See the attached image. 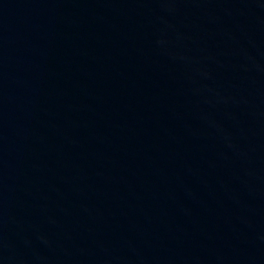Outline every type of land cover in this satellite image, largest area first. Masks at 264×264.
Instances as JSON below:
<instances>
[{"label":"water","instance_id":"1","mask_svg":"<svg viewBox=\"0 0 264 264\" xmlns=\"http://www.w3.org/2000/svg\"><path fill=\"white\" fill-rule=\"evenodd\" d=\"M0 264H264V0H0Z\"/></svg>","mask_w":264,"mask_h":264}]
</instances>
